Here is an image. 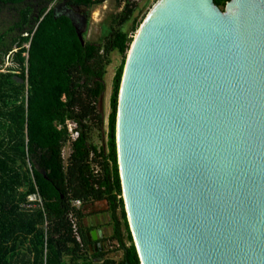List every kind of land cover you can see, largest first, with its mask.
Here are the masks:
<instances>
[{"label": "water", "instance_id": "obj_1", "mask_svg": "<svg viewBox=\"0 0 264 264\" xmlns=\"http://www.w3.org/2000/svg\"><path fill=\"white\" fill-rule=\"evenodd\" d=\"M86 10L54 8L83 46ZM116 144L141 264H264V0H159L127 55Z\"/></svg>", "mask_w": 264, "mask_h": 264}, {"label": "trees", "instance_id": "obj_2", "mask_svg": "<svg viewBox=\"0 0 264 264\" xmlns=\"http://www.w3.org/2000/svg\"><path fill=\"white\" fill-rule=\"evenodd\" d=\"M57 1L0 0V264H141L125 209L116 144L119 91L133 38L114 28L103 45L86 41L83 46L71 20L56 18L50 9ZM105 1L70 3L90 11ZM125 1L119 26L136 10L132 0ZM214 1L224 11L231 0ZM115 51L124 60L113 82L107 147L99 149L89 143L91 123L104 124L98 103ZM11 54L20 70L2 71ZM68 122L78 126L75 141ZM70 141L65 166L62 151ZM35 194L42 208L23 209ZM75 200L107 202L111 239L124 253L121 262L107 257L103 236L90 242L86 231L94 228L84 229L82 211L72 206ZM73 212L80 219L82 242L74 233ZM89 246L92 256L85 252Z\"/></svg>", "mask_w": 264, "mask_h": 264}, {"label": "rangeland", "instance_id": "obj_3", "mask_svg": "<svg viewBox=\"0 0 264 264\" xmlns=\"http://www.w3.org/2000/svg\"><path fill=\"white\" fill-rule=\"evenodd\" d=\"M159 0H132L136 4V10L131 20L123 26H119L120 19L123 16L125 0H106L103 4L95 6L90 11L86 10L88 17V29L84 35L87 42L103 45L105 41L110 37L112 30L115 28H121L130 37L135 38L138 29L134 30V26H140L148 16L153 6ZM13 57V55L11 56ZM123 56L115 51L110 55V64H108L105 75V92L102 95L100 102L98 103V112L102 115L104 124L101 126L99 122L93 121L91 123V133L89 143L99 149L106 148L108 142V121L111 114L110 100L113 94V82L117 69L123 63ZM19 69V67L13 62L12 58H6V62L2 71H10ZM63 159L65 166L68 165L69 157L72 153L71 141L66 143L63 147ZM25 191L24 188L21 189ZM84 218L82 219V226L84 229L92 227L94 229H100L105 241L102 245L105 247L107 257L121 262L123 260V251L120 250L119 245L115 240H112L113 221L111 218L109 206L106 201L82 204L81 208ZM77 223L80 224V219L77 217ZM130 245V244H128ZM85 252L89 255H93L92 248L89 246Z\"/></svg>", "mask_w": 264, "mask_h": 264}, {"label": "built area", "instance_id": "obj_4", "mask_svg": "<svg viewBox=\"0 0 264 264\" xmlns=\"http://www.w3.org/2000/svg\"><path fill=\"white\" fill-rule=\"evenodd\" d=\"M11 56H12V54L7 58L10 59V58H12ZM67 125H68V129L70 132L71 140L72 141L77 140V138L79 137V132L77 131V127H78L77 124L74 122H68ZM92 157H93V155H92ZM96 173H100V170L98 168H96ZM82 204L83 203L81 201H78V200L72 201V206L74 208H76L77 210H81ZM22 208L25 210H30L33 208H42V200L38 194L32 195L29 197L28 203L22 205ZM70 219L72 220L74 233H75L78 241L82 242L81 236L78 232L77 216L75 215L74 212L70 214Z\"/></svg>", "mask_w": 264, "mask_h": 264}, {"label": "flooded vegetation", "instance_id": "obj_5", "mask_svg": "<svg viewBox=\"0 0 264 264\" xmlns=\"http://www.w3.org/2000/svg\"><path fill=\"white\" fill-rule=\"evenodd\" d=\"M70 1L71 0H58L55 4H54V7L52 8V9H54V8H57L58 9V13H60V14H62V13H65V12H69L70 11V9L71 8H73V7H75L74 5H72L71 3H70ZM82 9H84V8H82ZM81 15H83V14H85L86 16H87V14L86 13H84V12H81L80 13ZM94 230H97L100 234H99V238H101L102 237V232H101V230L100 229H93L92 231H94ZM91 231V232H92ZM91 232H87L86 231V233H87V236H88V233H91ZM89 240H90V238H89ZM99 240V239H98ZM94 240H90V242H93ZM95 242V241H94Z\"/></svg>", "mask_w": 264, "mask_h": 264}, {"label": "clouds", "instance_id": "obj_6", "mask_svg": "<svg viewBox=\"0 0 264 264\" xmlns=\"http://www.w3.org/2000/svg\"><path fill=\"white\" fill-rule=\"evenodd\" d=\"M55 3H56V2H55ZM55 3H54V4H55ZM54 4H52V5H54ZM52 5H51V6H52ZM51 9H52V7H51Z\"/></svg>", "mask_w": 264, "mask_h": 264}]
</instances>
